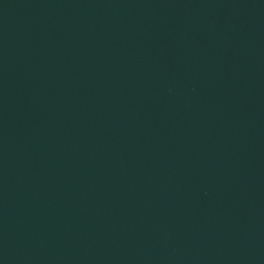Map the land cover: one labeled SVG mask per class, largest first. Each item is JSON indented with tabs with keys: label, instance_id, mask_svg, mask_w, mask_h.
I'll list each match as a JSON object with an SVG mask.
<instances>
[{
	"label": "water",
	"instance_id": "95a60500",
	"mask_svg": "<svg viewBox=\"0 0 264 264\" xmlns=\"http://www.w3.org/2000/svg\"><path fill=\"white\" fill-rule=\"evenodd\" d=\"M0 264H264V0H0Z\"/></svg>",
	"mask_w": 264,
	"mask_h": 264
}]
</instances>
